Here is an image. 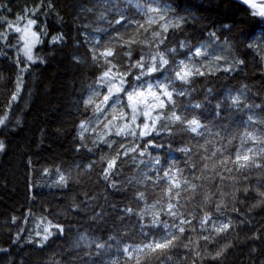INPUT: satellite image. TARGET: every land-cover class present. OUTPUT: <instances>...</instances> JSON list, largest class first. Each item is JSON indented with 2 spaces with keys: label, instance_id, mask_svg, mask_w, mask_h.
Wrapping results in <instances>:
<instances>
[{
  "label": "trees",
  "instance_id": "obj_1",
  "mask_svg": "<svg viewBox=\"0 0 264 264\" xmlns=\"http://www.w3.org/2000/svg\"><path fill=\"white\" fill-rule=\"evenodd\" d=\"M151 5L179 23L156 34ZM258 10L238 0H0V264H264V151L242 157L259 131L264 145ZM27 17L40 32L30 65L15 31ZM209 41L231 65L175 80L149 135H139L144 117L136 136L82 130L97 112L91 93L107 91L104 72L127 73V89L174 79L181 59ZM160 56L168 64L136 81L141 69L129 66L146 70ZM166 235L172 246L144 250Z\"/></svg>",
  "mask_w": 264,
  "mask_h": 264
},
{
  "label": "snow or ice",
  "instance_id": "obj_2",
  "mask_svg": "<svg viewBox=\"0 0 264 264\" xmlns=\"http://www.w3.org/2000/svg\"><path fill=\"white\" fill-rule=\"evenodd\" d=\"M245 4L249 3V0H243ZM253 9H259L258 11L254 12L253 15H257L260 18L264 19V4L257 5L253 3L252 5ZM122 19L124 18L123 16L121 17ZM22 19V18H21ZM36 22L35 20L29 19L27 21V25L30 28L32 25H34ZM119 23V21H117ZM165 30H167L165 28ZM16 32H22V35L20 36V40L24 41V46L21 49L23 52L24 56L27 58L28 62H35L33 55H32V48L34 47V41L38 40L37 34L34 32H29L27 30H22L21 28L17 27L15 29ZM44 34V33H42ZM62 39V36H56L53 37V42H57ZM134 42V41H133ZM199 55V51L196 53ZM105 57L107 56H112L113 53L111 51H107L106 53L103 54ZM130 55V52L128 53ZM156 58H153L155 61ZM183 63V62H181ZM238 63H243L242 61H238ZM168 64V60L165 59L163 56H160L158 65L156 63H153L150 67H148L145 70V65L143 61H139L133 65H130V68H139L141 69L140 75L135 77L136 81H141L144 76L151 75L154 72H158L160 69L164 68L165 65ZM186 67V66H185ZM23 71V69H22ZM195 74L199 75L202 73H199L198 71L195 72ZM127 73L121 76H110V71L104 72L103 75L99 78L100 83L107 85V91L108 94L104 96L103 98V103L108 104L110 100H113V97L116 99L113 100L114 103L118 102L119 99V94L124 93L127 97L128 101V107L131 110V116H128V114H124L118 119L121 121L127 119L129 121L128 124H126L124 127L120 128L119 131H117L115 134L118 136L121 135H130V136H136L137 132L135 129L132 127L134 122L140 118L144 117V122H143V128L140 130L139 135L140 136H146L149 135L151 130L155 128L157 120L161 119V116L158 114L155 118L152 117V112L156 111L157 109H163L165 107L164 99H161V97L166 98L169 103H172V98H173V92L169 91L168 88L172 87L173 89L175 88V80H180L185 83L188 82V78L193 75V70L189 69L186 71L177 72L176 76L174 79L166 77L165 79L168 80V84H165L163 81H157L155 85L153 84H148L146 86V91L148 93V97H145V91H141L140 88L144 87V85H132L129 84V87L131 88V91H128L127 88H125V84L128 83V81L125 79ZM153 87H155L159 91V95H157V92L153 91ZM19 92V87L17 88V93H14L12 96V99L15 100L17 98V94ZM176 95H183V92H176ZM149 100H158L159 104H150ZM89 103L92 101L89 100ZM145 108H149V111H144ZM97 109H99V106H97ZM113 119H117V117H114ZM171 119H174L176 121H180L181 117L180 116H173ZM150 121V123H149ZM5 123L4 119H0V125H3ZM109 124H111V121H109ZM189 127L192 132H196L198 128L201 127L199 121L193 119L191 121H188ZM83 127V125H81ZM107 127V125H106ZM136 127H139V125H136ZM158 147L160 145H157ZM123 147V145H121ZM5 148V145L3 141H0V151H3ZM131 151H135L136 149L132 148L129 149ZM127 155V151L124 153ZM119 155V154H118ZM240 157L237 156V160H239ZM249 158L247 156H244V160L247 161ZM115 166V159L109 162L108 168L105 172L104 179H108L109 174L111 173V170ZM243 167V165H241ZM169 173L165 172V176H168ZM60 183H64V177H61ZM171 205H169V208L171 209ZM171 215H175L174 212H170ZM157 222H154V224ZM181 223H187V221H181ZM229 225L225 224L221 229H218V231H224L227 230ZM181 232L184 231L183 227L179 229ZM60 231H63V229H60ZM45 232L47 235L44 236V240L46 241L48 239V236L51 235L50 232H48V229H45ZM172 246V239H169L168 236L161 237L158 240H155L153 242H150L149 244L144 245V250H151L152 252H155L157 250H163L168 247ZM99 247H103V245H100ZM220 255V253H217V257Z\"/></svg>",
  "mask_w": 264,
  "mask_h": 264
},
{
  "label": "rangeland",
  "instance_id": "obj_3",
  "mask_svg": "<svg viewBox=\"0 0 264 264\" xmlns=\"http://www.w3.org/2000/svg\"><path fill=\"white\" fill-rule=\"evenodd\" d=\"M146 12L148 13L149 20L153 22V25L156 27V34L159 32V28L168 29L171 26L178 24L180 19L178 16L173 14L168 8H163L159 5H151L146 7ZM29 19L34 20L32 17H27L26 19H22V23L18 24L17 27L21 28L22 30H27L29 34L31 32H34L37 34L38 40L34 41V47L32 48V55L35 60L37 61L36 57V47L40 41V32L36 28V23L32 25L30 28L27 25V21ZM21 20V19H20ZM20 20L18 23H20ZM20 36L22 35V32H19ZM22 41V40H21ZM24 46V41H22L21 47H20V54L24 58L25 63L27 65L33 64V62H28L27 58L24 56L21 49ZM197 51H199V55H197ZM34 62V63H35ZM181 65L178 72L183 73V71L186 70H193V69H207L210 71H219L223 68H226L231 65V60L227 58L225 55V49L222 47L221 44L215 43L214 41H209L204 45H201L197 47L193 54H191L188 58L181 59ZM186 66V67H185ZM166 77L171 78L167 74L164 75V77L159 80L163 81L165 84H168V80L165 79ZM148 84H152V82L147 81L145 82L142 80L137 85H144V87L140 88L141 91H145V97H148V93L146 91V86ZM156 84V83H155ZM153 84V85H155ZM128 91H131V88L129 87L127 89ZM169 91H172V87L168 88ZM153 91L157 92V95H159V91L153 87ZM107 93V91H106ZM106 93H103L102 89L96 88L91 93V98L97 97L98 98V105L99 109H97L96 114L91 120L83 121L82 130H92V129H98V133L101 134L102 137H105L106 134L108 135L111 133V130L115 128L116 131H119L120 128L124 127L126 124L129 123L127 119L121 121L118 119V117L128 114V116H131V110L130 112L122 105V99L119 98L117 103H114L113 100H110L108 104L103 103V98ZM107 95V94H106ZM121 97V96H120ZM161 99H164V97H161ZM150 104H159L158 100H149ZM164 103L166 104L165 100ZM149 108H145L144 111H149ZM160 110V109H157ZM154 111L152 112V117L155 118L160 111ZM114 117H117V119H113ZM109 121H111V124H109ZM144 122V119L142 123ZM107 125V127H106ZM138 125L137 121L134 122L132 127L137 131L139 127H136ZM143 128V124L141 126V129ZM262 131H259L258 133L254 134L253 142L248 144L247 147L244 148V151L242 153V157L247 156L251 160L253 159L252 156L255 154L261 153L264 151V145L263 140L259 137H261ZM253 154V155H252ZM251 158V159H250ZM222 225H225L224 221H221Z\"/></svg>",
  "mask_w": 264,
  "mask_h": 264
},
{
  "label": "water",
  "instance_id": "obj_4",
  "mask_svg": "<svg viewBox=\"0 0 264 264\" xmlns=\"http://www.w3.org/2000/svg\"><path fill=\"white\" fill-rule=\"evenodd\" d=\"M238 1L244 3L243 0H238ZM261 2H264V0H249V3H247V4L252 5L253 3H255L257 5H261L262 4Z\"/></svg>",
  "mask_w": 264,
  "mask_h": 264
},
{
  "label": "flooded vegetation",
  "instance_id": "obj_5",
  "mask_svg": "<svg viewBox=\"0 0 264 264\" xmlns=\"http://www.w3.org/2000/svg\"><path fill=\"white\" fill-rule=\"evenodd\" d=\"M262 4H264L263 2H261Z\"/></svg>",
  "mask_w": 264,
  "mask_h": 264
}]
</instances>
